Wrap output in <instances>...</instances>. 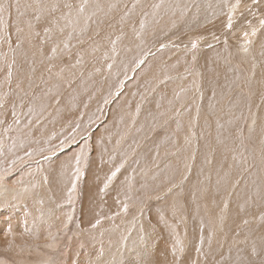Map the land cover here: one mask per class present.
I'll return each instance as SVG.
<instances>
[{
    "label": "rangeland",
    "instance_id": "374dc122",
    "mask_svg": "<svg viewBox=\"0 0 264 264\" xmlns=\"http://www.w3.org/2000/svg\"><path fill=\"white\" fill-rule=\"evenodd\" d=\"M184 1L186 6L182 4ZM200 1L0 0L4 6L0 12L3 21L0 23V264H160L159 261L151 263L159 242L154 229L157 222L149 221V212L157 209L159 213L164 209L162 215L168 213L179 219L177 229L184 232L175 239L183 243L177 245L183 251L179 256L185 264L187 256L192 259L197 252L206 254L191 250L196 247L188 238L192 232L188 229L193 227L191 219L195 214L208 221L199 229L212 232L208 241L217 244L215 247L220 251L251 244L249 237L255 233L260 240L264 238L261 201H264V180L260 188L263 191L254 192L257 196L247 189L252 170L258 169L255 170L260 175L258 178L264 179V47L246 56L260 39L263 38L264 43V25L261 24L264 0H217V4L213 0ZM229 16L231 28L228 27ZM218 48L223 50L224 56L217 57L232 69L224 74L227 82L219 79V86L214 84L219 92L209 96L211 101L207 103L208 72L215 67L209 66L203 57ZM154 52H158V57ZM154 58L159 61L148 63ZM184 60L182 68L177 62ZM202 70L206 73L204 83ZM201 88L205 92L204 101ZM157 94L159 116L154 123L149 119L151 124L146 123L144 114ZM163 105H169L168 109L162 110ZM222 106L225 110L229 107L231 112L222 111L224 115L229 112L228 117L219 112ZM208 108L210 113H215V118L218 115L217 119L206 115L213 124L201 116L202 110ZM160 112L164 113L160 115ZM166 112L173 113L178 121L174 132L176 140H171L169 149L155 142L162 133L171 130V116H166ZM109 117L112 118L110 123ZM219 117L221 121L215 122ZM20 122H25L23 127ZM16 125H19L18 131ZM151 125L154 126L150 128ZM224 127L228 128V133L224 132ZM236 134L238 138L234 140ZM128 137L132 139L129 152L125 153L126 148L116 163L102 159L100 154L93 155L94 141L112 152L124 143L130 146L124 142ZM147 145H156L152 156L150 152L147 155L151 158L138 156ZM81 153L79 167L83 175L77 179L75 158ZM146 158L150 159L148 164ZM108 162L111 172L99 170L101 163L106 166ZM164 167L173 169L167 170L168 179L158 180L156 186L145 183L150 176L158 179ZM112 172L116 175L108 180ZM122 172L121 184L127 189L122 192L128 198L127 204L115 202L116 209L121 207V211L108 217L93 214L92 207H98L97 211L102 208L97 205L101 201L93 195L97 193L102 199L101 189L111 188ZM136 173L143 179L135 189L140 190L143 185L145 189L150 187L148 191L140 190L139 194L130 191L134 190L131 177H136ZM73 179H76V189L69 203L68 189ZM239 193L250 201H244ZM238 196L243 201L236 199ZM254 197L259 199V204H252ZM118 200L117 197L115 201ZM222 200L224 205L220 203ZM235 200L241 203L240 210L234 209L235 214L230 216ZM243 206H247V211ZM108 210L106 207L105 211ZM96 220L101 222L92 228ZM163 222L172 228L169 235L173 241L172 223ZM148 224H152L151 227ZM232 234L235 240L241 236L242 239L236 242L234 236L230 237ZM147 249L151 252L144 253ZM241 254L246 258L241 264L264 262L257 246ZM201 262L199 259L194 264Z\"/></svg>",
    "mask_w": 264,
    "mask_h": 264
},
{
    "label": "bare ground",
    "instance_id": "6f19581e",
    "mask_svg": "<svg viewBox=\"0 0 264 264\" xmlns=\"http://www.w3.org/2000/svg\"><path fill=\"white\" fill-rule=\"evenodd\" d=\"M171 1V0H170ZM176 1H178V0H176ZM189 1V0H188ZM193 1V0H192ZM195 1V0H194ZM43 2V1H42ZM73 2V1H72ZM74 2H76V1H74ZM138 2V1H137ZM200 2H202V0L200 1ZM208 2V1H207ZM210 2V1H209ZM213 2L214 3H216L217 4V0H213ZM174 3H175V1H174ZM173 3V4H174ZM205 3V2H204ZM25 4V3H24ZM42 4V3H41ZM47 4V3H46ZM45 4V5H46ZM52 4V3H51ZM161 4V3H160ZM172 3H171V5H173ZM183 5H185L186 6V1H184L183 3H182ZM233 4V3H232ZM44 5V4H43ZM55 5V4H54ZM134 5H135V3H134ZM133 5V6H134ZM42 6V5H41ZM53 6V5H52ZM57 6H58V3H57ZM60 6V5H59ZM83 6V5H82ZM176 6H178V5H176ZM180 6V5H179ZM198 6V5H197ZM56 7V6H55ZM51 8V7H50ZM64 8V7H63ZM136 8V7H135ZM253 8V7H252ZM261 8V7H260ZM264 8V7H263ZM52 9V8H51ZM132 9V8H131ZM138 9V8H137ZM200 9V8H199ZM202 9V8H201ZM207 9V8H206ZM209 9V8H208ZM48 10V9H47ZM203 10H205V9H203ZM253 10V9H252ZM34 11V10H33ZM78 11V10H77ZM178 11V10H177ZM201 11V10H200ZM212 11V10H211ZM249 11H251V10H249ZM203 12V11H202ZM231 12V11H230ZM192 13V12H191ZM204 13V12H203ZM211 13H213V12H211ZM244 13V12H243ZM248 13V12H247ZM33 14V13H32ZM30 15V14H29ZM177 15V14H176ZM203 15V14H202ZM28 16V15H27ZM31 16V15H30ZM33 16V15H32ZM69 16V15H68ZM248 17H249V15H247ZM34 17V16H33ZM31 18V17H30ZM68 19V18H67ZM82 19V18H81ZM84 19V18H83ZM248 19V18H247ZM49 20V19H48ZM191 20H193V19H191ZM189 21V20H188ZM239 21V20H238ZM249 21V20H248ZM192 22V21H191ZM78 23H79V21H78ZM196 23V22H195ZM197 23H199V21L197 22ZM165 24V23H164ZM30 25V24H29ZM40 25V24H39ZM188 25H189V23H188ZM193 25H194V23H193ZM254 25V24H253ZM34 26V25H33ZM190 26V25H189ZM39 27H41V26H38V28ZM248 27V26H247ZM250 28L252 27V26H249ZM24 28V27H23ZM87 28V27H86ZM227 28V27H226ZM33 29V28H32ZM163 28H161L160 30H162ZM247 29H249V28H247ZM38 31V30H37ZM42 31V30H41ZM159 31V30H158ZM236 31V30H235ZM240 31V30H239ZM249 31V30H248ZM262 31V30H261ZM28 32V31H27ZM26 33V32H25ZM36 33H38V32H36ZM40 33V32H39ZM247 33V32H246ZM263 33V32H262ZM149 34V33H148ZM154 34H156V33H154ZM158 34V33H157ZM27 35V34H26ZM28 36V35H27ZM157 36V35H156ZM197 36V35H196ZM31 37V36H30ZM26 39H27V37H25ZM166 38V37H165ZM191 38V37H190ZM37 39V38H36ZM36 39H34V40H36ZM263 39V38H262ZM262 39H260L259 41H258V45L255 47V49H251V51H250V53L248 52V53H246V56H248V55H250V54H253V52L254 53H258V51H260L261 49H262V47H264V43H263V40ZM28 40V39H27ZM33 40V41H34ZM26 41V40H25ZM30 41H32V39L30 40ZM40 41V40H39ZM39 41H38V43H39ZM27 42V41H26ZM36 41H34L33 43H35ZM257 43V42H256ZM28 44V43H27ZM35 46H37V42H36V45ZM164 48V47H163ZM177 48H179V47H177ZM183 48V47H182ZM215 48V47H214ZM140 49V48H139ZM149 50V49H148ZM147 50V51H148ZM152 50V49H151ZM150 52V51H149ZM153 52V51H152ZM173 52V51H172ZM208 52V51H207ZM155 53V52H154ZM157 53V57H158V52H156ZM155 53V54H156ZM160 53V52H159ZM162 53V52H161ZM163 54V53H162ZM168 54H170V53H168ZM167 54V55H168ZM150 55V54H149ZM160 55V54H159ZM164 55H166V54H164ZM171 55H172V53H171ZM170 55V56H171ZM220 55H223L224 56V54H223V50L221 49V48H218V49H214V50H210L209 51V53H205V58L203 57V59H204V61L205 62H207L208 63V65L209 66H213V67H215V69L213 70V71H211V72H208V77H209V84H208V86H207V88H206V102L208 103V102H210L208 99V97L209 96H211V95H213L214 96V94H216L217 95V92H219V91H217V88L214 86V84H216L217 86H219V84L217 83V81H219V79H221L222 80V82H227L228 81V78H224V74L227 72V71H230L232 68V66L230 67V65L228 64H224V63H222V61L219 59V57H217V56H220ZM33 56V55H32ZM262 56V55H261ZM254 57V56H253ZM174 58V57H173ZM176 58V57H175ZM177 59V58H176ZM224 59V58H223ZM254 59V58H253ZM175 60V59H174ZM227 60V59H226ZM263 61V60H262ZM225 62V61H224ZM171 63V62H170ZM257 63V62H256ZM177 64L180 66V67H182L183 68V66H185V60L184 61H178L177 62ZM168 65V64H167ZM262 65H263V63H262ZM204 70V69H203ZM201 71V74H202V77H203V83H204V75L206 74V73H204V71ZM209 70V69H208ZM263 71H264V68H263ZM206 72V71H205ZM220 72H221V74H220ZM234 72H235V70H234ZM233 72V73H234ZM262 72V71H261ZM236 73V72H235ZM260 74H262V73H260ZM82 75V74H81ZM207 79V78H206ZM202 80H199L201 83H202ZM5 82V81H4ZM206 83H207V81H206ZM29 84V83H28ZM189 85V84H188ZM202 88L204 87L203 86V84H202V86H201ZM201 88V89H202ZM219 88V87H218ZM253 89H254V87H253ZM256 91V90H255ZM190 92V91H189ZM216 92V93H215ZM224 92V91H223ZM252 92H254L253 90H252ZM202 93H204L203 94V97L205 96V92H204V89H202ZM215 95V96H216ZM212 96V97H213ZM226 97V96H225ZM230 97V96H229ZM233 98H231L230 97V100H232ZM203 101L205 100V97L202 99ZM214 100V99H213ZM218 100H221V98H218ZM227 100V99H226ZM229 100V99H228ZM259 100V99H258ZM258 100H256L257 102H258ZM222 101V100H221ZM239 101V100H238ZM244 101V100H243ZM260 101V100H259ZM205 102V103H206ZM214 102H216V101H214ZM214 102L212 103V105H214ZM216 103H218V102H216ZM204 104V103H203ZM220 104V103H219ZM223 104V103H222ZM225 104V103H224ZM226 104H227V102H226ZM225 104V105H226ZM228 105V104H227ZM231 105V104H230ZM233 105V104H232ZM240 105V104H239ZM238 105V103H237V106L238 107H240L241 108V106H239ZM262 105H263V103H262ZM210 107H211V105H209ZM216 106V105H215ZM236 106V105H235ZM244 106V105H243ZM203 107V106H202ZM223 107V106H222ZM234 107V106H233ZM233 107L231 108L230 107V109H233ZM212 108V107H211ZM219 108H221V107H219ZM195 109V108H194ZM205 109H206V105H205ZM223 110H221V111H219V112H222V111H229V112H231L230 110H229V107L227 108V110H225L224 109V107L222 108ZM234 110V109H233ZM239 110V109H238ZM236 113H237V111L236 110H234ZM5 112V111H4ZM206 112V115L207 116H211V118L212 119H217L218 118V115H217V117L215 118V113H210L209 112V108H208V110L206 111V110H202V115L204 114ZM219 112H218V114H219ZM228 112V113H229ZM235 112H234V114H235ZM223 113V112H222ZM222 113H220V114H222ZM227 113V114H228ZM241 113V112H240ZM201 114V113H200ZM225 113H223V116L225 117L226 115H224ZM233 114V113H232ZM230 115V114H229ZM229 115H227V117L229 116ZM5 116V115H4ZM205 117L204 118V120L206 121L207 120V118L208 117ZM221 117H222V115H221ZM221 117H219L220 119H218V120H215V122L216 121H218V122H220L221 121ZM234 117V116H233ZM237 117V116H236ZM236 117H234V118H236ZM238 117H240V116H238ZM223 118V117H222ZM225 119V118H224ZM223 119V120H224ZM238 119V118H237ZM14 120V119H13ZM211 121V119H209L208 118V121ZM220 120V121H219ZM222 120V121H223ZM232 121H233V119H231ZM25 121V120H24ZM209 121V122H210ZM213 121V120H212ZM212 121H211V123H212ZM226 122V121H225ZM25 122H20V124L19 125H22V127L24 126L23 124H24ZM234 123V122H233ZM213 124V123H212ZM216 124V123H215ZM224 124V123H223ZM12 125V124H11ZM18 125V126H19ZM221 125V124H220ZM17 125H16V131H18L17 129L19 128ZM191 126V125H190ZM217 126V125H216ZM226 126H227V124H226ZM192 127V126H191ZM221 127H223V126H221ZM228 127V126H227ZM234 127V126H233ZM20 128H21V126H20ZM186 128V127H185ZM187 128H188V126H187ZM213 128H215L214 126H213ZM217 128V127H216ZM206 129V128H205ZM205 129H204V131H205ZM218 129H220V128H218ZM223 130H224V132L226 133H228V128H223ZM15 131V132H16ZM204 131H202V132H204ZM207 131V130H206ZM220 131V130H219ZM188 132H190V130L188 129ZM208 132H210V131H208ZM211 132H212V130H211ZM221 132V131H220ZM234 132V131H233ZM191 133V132H190ZM19 134V133H18ZM187 134V133H186ZM205 134V133H204ZM211 134V133H210ZM213 134H216V133H213ZM255 134H256V132H255ZM47 135V134H46ZM197 135H199V134H197ZM202 135H203V133H202ZM221 135V134H220ZM223 135V134H222ZM228 135V134H227ZM230 135H232V134H230ZM226 136V135H225ZM17 137V136H16ZM20 137H21V135H20ZM19 137V138H20ZM199 137H200V135H199ZM204 138H205V136H203ZM234 137V140L235 139H237L238 138V135L236 134L235 136H233ZM21 138H23V137H21ZM203 138V139H204ZM209 138V140L211 139L210 137H208ZM213 138V137H212ZM226 138V137H225ZM257 138V137H256ZM186 139V138H185ZM190 139V138H189ZM207 139V138H206ZM206 139H204L205 141H206ZM227 139V138H226ZM226 139H225V141H226ZM201 140H202V138H201ZM203 140V141H204ZM217 140H219V139H217ZM22 141V140H21ZM227 141H229V139H227ZM226 141V142H227ZM95 142V141H94ZM200 142H202V141H200ZM206 142H208V141H206ZM215 143H216V141H214ZM218 143H219V141H217ZM240 142V141H239ZM238 142V143H239ZM15 143V142H14ZM13 143V144H14ZM106 143V142H105ZM209 143V142H208ZM210 143H211V141H210ZM215 143H213L212 142V144L214 145ZM222 143H224V142H222ZM241 143V142H240ZM245 143V142H244ZM250 143V142H249ZM200 144V143H199ZM198 144V145H199ZM231 144V143H230ZM260 144V143H259ZM17 145V144H16ZM15 145V146H16ZM37 145V144H36ZM210 145V144H209ZM208 145V146H209ZM240 145V144H239ZM206 146V145H205ZM207 146V147H208ZM211 146V145H210ZM215 146V145H214ZM217 146V145H216ZM219 146V145H218ZM221 146V145H220ZM232 147H233V145H231ZM243 146V145H242ZM262 146V145H261ZM229 147V146H228ZM235 147V146H234ZM263 147V146H262ZM209 148V147H208ZM207 148V149H208ZM212 148V147H211ZM237 148H239V147H237ZM213 149V148H212ZM216 148H214V150H215ZM220 149H221V147H220ZM224 149V148H223ZM222 149V150H223ZM228 149H230V148H228ZM232 149V148H231ZM235 150H236V148H234ZM251 149H253V148H251ZM264 149V148H263ZM203 150V149H202ZM239 150H241V149H239ZM244 150H246V148H244ZM243 150V151H244ZM208 151H209V149H208ZM226 150H224V151H222V152H225ZM237 151V150H236ZM262 151V150H261ZM207 152V151H206ZM247 152V151H246ZM254 153H255V151H253ZM253 152H252V154H253ZM257 152V151H256ZM4 153H6V151H4ZM212 153V152H211ZM230 153H232V152H230ZM229 153V154H230ZM244 153V152H243ZM242 153V154H243ZM16 154V153H15ZM149 154V152L147 151V150H144V153H140L138 156H143V155H145V156H147ZM216 154V153H215ZM234 154V153H233ZM235 154H237V153H235ZM245 154V153H244ZM247 154H250L249 153V151L247 152ZM7 155V154H6ZM207 155V154H206ZM219 155V154H218ZM217 155V156H218ZM228 155V154H227ZM226 155V156H227ZM151 156H152V154H151ZM225 156V155H224ZM240 156V155H239ZM243 156H245V155H243ZM251 156V155H250ZM262 156V155H261ZM1 157H2V155H1ZM120 157H122V155H115V156H108V157H101L102 159H104V158H106L107 159V161L109 160L110 161V159H112L113 161H112V163L114 162V163H116L117 161H118V159L120 158ZM144 157V156H143ZM147 157H149V158H151L150 156H147ZM155 157V156H154ZM235 157V156H234ZM246 157V156H245ZM245 157H241V158H245ZM8 158V157H7ZM206 158V157H205ZM205 158H203V159H205ZM215 158H219V156L218 157H215ZM230 158H231V156H230ZM240 158V157H239ZM252 158V157H251ZM256 158V157H255ZM2 159V158H1ZM214 159V158H213ZM216 159V160H217ZM229 159V158H228ZM228 159H227V161H228ZM232 159H234V158H232ZM247 159V158H246ZM4 160V159H3ZM142 160V157L140 158V160H139V162ZM146 160V162L148 163V162H150V159H145ZM197 160V159H196ZM215 160V161H216ZM220 160V159H219ZM222 160V159H221ZM235 160H237V159H235ZM2 161V160H1ZM0 161V162H1ZM68 161V160H67ZM214 161V162H215ZM229 161H231L230 159H229ZM247 160H245V162H246ZM4 162H6V161H4ZM3 162V163H4ZM208 162V161H207ZM238 162H239V160H238ZM256 162V161H255ZM57 163V162H56ZM59 163H60V161H59ZM113 163V164H114ZM218 163L219 162H217L216 164L218 165ZM229 163V162H228ZM231 163H232V161H231ZM235 163V162H234ZM240 163H241V161H240ZM243 163V162H242ZM247 163V162H246ZM252 163V162H251ZM52 164V163H51ZM103 164V163H102ZM205 164V163H204ZM212 164H214V163H212ZM211 164V165H212ZM236 164H238L237 162L235 163V166H237ZM248 164V163H247ZM246 164V165H247ZM262 164V163H261ZM264 164V163H263ZM107 165H109V162H108V164ZM227 165V164H226ZM225 165V166H226ZM229 165H231L230 163H229ZM244 165V164H243ZM250 165V164H249ZM256 165H258V164H256ZM60 166V165H59ZM62 166V165H61ZM60 166V167H61ZM241 164L239 165V168H241ZM245 166V165H244ZM217 167V166H216ZM229 167V166H228ZM234 167V166H233ZM247 167V166H246ZM245 167V168H246ZM253 168V167H252ZM254 168H255V165H254ZM257 168V167H256ZM261 168V167H260ZM199 169V168H198ZM218 169V168H217ZM226 169H228V168H226ZM242 169H244V168H242ZM241 169V170H242ZM167 170L168 171H172L173 169L171 168V169H167L166 167H164V168H162V171H161V173H160V175H159V178L157 179V177H155V176H150L151 178H148L147 180L148 181H146L145 183L146 184H152L153 186H156V183H157V181L158 180H160V179H164V180H166V179H168L169 178V176H168V174H167ZM224 170V169H223ZM256 171L258 170V169H255ZM255 170H252L251 171V173H250V176H249V185L247 186V184H246V186H247V189L252 193V194H254V195H258V194H255L257 191H258V193L260 192V188H261V185H262V183L263 182H261V181H263L264 179H262L261 180V178L259 177L258 178V176H260V175H258L257 174V172L255 171ZM261 170V169H260ZM259 170V171H260ZM144 171H145V169H144ZM220 171V170H219ZM224 171H226V170H224ZM229 171V170H228ZM109 172H111V170H109ZM200 172V171H199ZM215 172V171H214ZM213 172V173H214ZM239 172V171H238ZM123 173L124 172H122L119 176H117V178H116V180H115V183H114V185L111 187V188H109V189H106V191H104L103 190V198L101 199V196L100 195H98L97 193H95L94 195H93V197L95 196V199H99L101 202L100 203H98L97 205H99V206H101L102 208H99V210L97 211V208L98 207H95L94 205V207H92V208H94V210L92 211V213L93 214H96V213H98L99 215H101V214H107V215H104V217H108V215L109 214H114V212L116 211V212H119V211H121V207L120 208H118V209H116V205H115V202L117 203V202H125V204H127L126 203V201L128 200V198H127V196H125V194H123V192L121 191V189L123 188V186H122V176H123ZM225 173V172H224ZM226 173L228 174V172L226 171ZM235 173H237V172H235ZM217 174V173H216ZM125 175V174H124ZM136 175V177H131V178H133V180H132V182H131V184H132V186H133V189L134 190H130V191H132V192H135L136 194H139L141 191L140 190H147L148 191V189L150 188H148L147 187V189H145V188H143V185H141L140 186V190H137L138 188H136L135 189V186L136 185H138L137 183L139 182V180L140 179H143V177H141L140 178V175L138 174V173H136L135 174ZM139 175V176H138ZM229 175V174H228ZM227 175V176H228ZM240 175V174H239ZM258 175V176H257ZM55 176V175H54ZM103 176V175H102ZM225 176V175H224ZM236 176V175H235ZM233 177H234V175H233ZM224 178H226V177H224ZM232 178V177H231ZM211 179V181H212V178H210ZM235 179V178H234ZM233 179V180H234ZM235 180H237V179H235ZM243 180V179H242ZM219 181V180H218ZM225 181H226V179H225ZM244 181V180H243ZM242 182V181H241ZM225 183H227V182H225ZM247 183V182H246ZM101 184H104V182H102ZM208 184V183H207ZM151 186V185H150ZM218 186V185H217ZM216 186V187H217ZM263 186V185H262ZM102 187V186H101ZM164 187V186H163ZM219 187H220V185H219ZM219 187H217V188H219ZM240 187H241V185H240ZM154 188V187H153ZM221 188V187H220ZM100 189V188H99ZM240 189V188H239ZM264 189V188H263ZM137 190V191H136ZM151 190H152V188H151ZM217 190V189H216ZM215 190V191H216ZM243 190V189H242ZM248 191V192H249ZM256 191V192H255ZM261 191H263V190H261ZM211 192V191H210ZM212 192H214V191H212ZM218 192H219V190H218ZM242 192V191H241ZM245 192H247L246 191V188H245ZM249 192V193H250ZM255 192V193H254ZM201 193V192H200ZM204 193V192H203ZM221 193V192H220ZM235 193V192H234ZM250 193V196L252 195ZM142 194V193H141ZM207 194H209V193H207ZM211 194V193H210ZM217 194V193H216ZM215 194V195H216ZM240 195H241V193H239ZM239 194H237V195H239ZM242 194H243V192H242ZM246 194V193H245ZM260 194H262V193H260ZM135 195V194H134ZM203 195V194H202ZM204 195H206L205 193H204ZM244 195V194H243ZM243 195H241L242 196V198H245V197H243ZM131 196V195H130ZM212 196V195H211ZM218 196V195H217ZM236 196V195H235ZM241 196H238V198H236V199H240L241 198ZM246 196H248V195H246ZM249 196V197H250ZM255 196V197H256ZM260 196V195H259ZM119 198V200L118 201H115V199L116 198ZM136 197V196H135ZM240 197V198H239ZM254 197V198H255ZM262 197V196H261ZM185 198V197H184ZM187 199H188V197H186ZM185 198V199H186ZM208 198V197H207ZM215 198V197H214ZM220 198V197H219ZM232 198V197H231ZM253 198V197H252ZM122 199H124V200H122ZM186 199V200H187ZM206 199V198H205ZM246 200H244V201H250V200H247L248 199V197L247 198H245ZM261 199H263V198H261ZM6 200V199H5ZM185 200V201H186ZM209 200V199H208ZM211 201H215V200H212V199H210ZM209 200V201H210ZM217 200H218V198H217ZM220 200V199H219ZM241 200V199H240ZM239 200V201H240ZM208 201V202H209ZM236 201V200H235ZM234 201V202H235ZM241 201H243V200H241ZM262 201V204H264V201L263 200H261ZM260 201V202H261ZM188 202H191V201H188ZM187 202V203H188ZM252 202V204L254 203H256L255 205H257V204H259V199L257 198H255V200L253 199V201H251ZM186 203V202H185ZM210 203L211 202H209V206H210ZM213 203H216V202H213ZM213 203H212V205H211V207L213 206ZM217 203H218V201H217ZM221 203V205H224V204H222V203H224L223 202V200L220 202ZM239 203L240 202H238V201H236V203H234V207H233V209L231 210V211H229V215L230 216H232V215H234L235 213H233V210L234 209H236L235 211H238V210H240V209H238L240 206H239ZM250 203V202H249ZM248 203V204H249ZM201 204H202V201H201ZM236 204V205H235ZM241 204V203H240ZM246 204V203H245ZM253 204V205H254ZM188 205H190V203L188 204ZM218 205V204H217ZM247 205V204H246ZM250 205V204H249ZM200 206V205H199ZM239 206V207H238ZM248 206V205H247ZM247 206L245 207V206H243L244 208V210H246L245 208H247ZM106 207H108L109 208V210L108 211H105V209H106ZM193 207H194V204H193ZM214 207V206H213ZM216 207V206H215ZM252 207V206H251ZM250 207V208H251ZM258 208H259V206H257ZM257 207H254V208H257ZM125 208V207H124ZM205 208V207H204ZM241 208H242V206H241ZM261 209H262V207H260ZM259 208V209H260ZM211 209V208H210ZM213 209V208H212ZM215 209V208H214ZM213 209V210H214ZM231 209V208H230ZM242 209V210H243ZM175 210V209H174ZM195 210H196V208H195ZM216 210H220V209H216ZM241 210V211H242ZM244 210L242 211V212H244ZM263 210V209H262ZM150 211H152V210H150ZM163 211H164V209H163ZM162 211V212H163ZM247 211V210H246ZM245 211V212H246ZM261 211V210H260ZM260 211H259V214H260ZM264 211V210H263ZM161 212V213H162ZM203 212V211H202ZM204 212H207V211H205L204 210ZM211 212V211H210ZM262 212V211H261ZM159 213L158 212V209L156 210V212H149V221L151 222V220L152 221H156L157 223H155L154 224V229H155V233H156V239H158V242H159V245H158V247H157V249H155L154 250V253H153V255H154V258H155V260L154 261H152L151 263H156L157 261H159V263L160 264H185V261L182 259V256H179V253L181 252L180 251V246H178L177 245V241L179 240H177V239H175L176 238V236L177 235H181V234H183V232L182 231H180V230H178L177 229V226H178V223H179V219L178 218H176V217H171V216H169V214L168 213H166V215H162V214H164V213ZM211 213H213L214 214V212L212 211ZM91 214V213H90ZM258 214V215H259ZM257 215V216H258ZM179 216H181V215H179ZM229 216V217H230ZM264 215H262V217H263ZM102 217V216H101ZM227 217V216H226ZM201 217H199L197 214H195V215H193V217H192V219H191V223H192V225H193V227L192 228H190V229H188V230H190V231H192V232H190L191 233V235L188 237V238H190V240L192 241V242H194L193 243V245L192 246H194V247H196V250H193L192 248H191V250L192 251H203V252H205L206 254H204V253H201V252H197V254L198 255H196L195 257H193L192 259H189L190 257L189 256H187V258H185L186 259V263L187 264H194V262L196 263L199 259H202V262H201V264H228V263H236V262H238V263H243L244 261H246V258L245 257H243L242 256V252L244 251V252H249V251H251V247L252 246H257L258 248H259V252L260 251H262V258H264V238L263 239H261L260 240V238L258 237L259 235H258V233H255V234H253L252 236H250L249 238L251 239V244H250V242L249 243H247V244H245V245H242V246H239V248L238 249H232V250H230V251H228V250H221L220 251V249L218 250L215 246H217V244H211V243H209V241H208V236H210V235H213L212 234V232L211 231H209V232H207V231H205V230H201V229H199V227H201V226H205V223L206 222H208V221H203V220H201L200 219ZM234 218H235V216H234ZM239 218V217H238ZM256 218H258L259 219V217H256ZM256 218H255V221H256ZM90 219V218H89ZM97 219V218H96ZM151 219V220H150ZM182 219V218H181ZM232 219H233V217H232ZM235 219H237V218H235ZM262 219H264V218H262ZM88 220V219H87ZM93 220V219H92ZM163 220L165 221L166 220V222L168 221V222H170V223H172V226H173V231H174V240L172 241L171 239H170V233H169V231H171V227H168L167 226V223H166V225L164 224V222H163ZM182 220H184V219H182ZM182 220H180V222L182 221ZM206 220V219H205ZM234 220V219H233ZM232 220V221H233ZM240 220V219H239ZM238 220V221H239ZM245 220V219H244ZM91 221V220H90ZM188 220L186 219L184 222L186 223ZM230 221H231V219H230ZM235 221V220H234ZM258 221V220H257ZM263 221V220H262ZM9 222V221H8ZM228 222V220L227 221H225V223H227ZM182 223V222H181ZM180 223V224H181ZM232 223H234L235 224V222H232ZM240 223V222H239ZM239 223H236L237 225L239 224ZM259 224H260V222H258ZM142 224H143V222H142ZM228 224H230V223H228ZM234 224H232V225H234ZM240 224H242V223H240ZM257 224V223H256ZM8 225V224H7ZM90 225V224H89ZM149 225V224H148ZM152 225V224H151ZM151 225H149L150 227H151ZM183 225V224H182ZM214 225V224H213ZM237 225L235 226V227H237ZM264 225V224H263ZM263 225H262V227H263ZM212 226V225H211ZM226 227V226H225ZM225 227H223V228H225ZM231 227V226H230ZM245 227V226H244ZM257 227H258V224H257ZM153 228V227H152ZM184 228V227H183ZM227 228H229V226L227 227ZM209 229V228H208ZM214 228H212V230H213ZM229 229H231V228H229ZM240 229L241 228H239V231H240ZM247 230H248V228H246ZM252 229V228H251ZM253 229H255V228H253ZM242 230V229H241ZM259 230V229H258ZM261 230V229H260ZM234 231H235V229H234ZM249 231H250V229H249ZM253 231V230H252ZM251 231V232H252ZM255 231V230H254ZM253 231V232H254ZM256 231H257V229H256ZM189 232V231H188ZM219 232V231H218ZM229 231H228V229H227V233H228ZM242 232V231H241ZM240 232V233H241ZM243 232H246L245 230L243 231ZM248 232V231H247ZM233 233V232H232ZM237 233H238V229H237ZM171 234H173V233H171ZM223 234V233H222ZM242 234V236H243V233H241ZM248 234V233H247ZM251 234V233H250ZM154 235V234H153ZM217 235V234H216ZM218 235H220V232H219V234ZM235 235H237V234H235ZM246 235V234H245ZM244 235V236H245ZM231 236H234L233 234L232 235H230V237ZM242 236L241 237H236L237 239L238 238H240V239H242ZM219 237V236H218ZM229 237V238H230ZM246 238H247V235L245 236ZM154 238V237H153ZM183 238V237H182ZM226 238H227V240H229L228 239V237H227V235H226ZM234 240H235V236L234 237H232ZM248 238V239H249ZM259 238V239H258ZM18 239V238H17ZM185 239V238H184ZM183 239V240H184ZM236 239V240H237ZM249 239V240H250ZM155 240V239H154ZM214 240V239H213ZM216 240V239H215ZM233 240V241H234ZM235 240V241H236ZM180 241V240H179ZM240 241V240H239ZM184 242V241H183ZM216 242V241H215ZM230 242V241H229ZM237 242V241H236ZM147 243V242H146ZM178 244H180V243H178ZM181 244H183V243H181ZM180 244V245H181ZM225 246V245H224ZM185 247V246H184ZM191 247V246H190ZM221 247H222V245H221ZM231 247V246H230ZM220 248V247H219ZM228 248V247H227ZM232 248V247H231ZM224 249V248H223ZM148 251L149 252H151V249H147V250H145L144 251V253L146 252V253H148ZM187 251H189V249L187 250ZM187 251H186V253H187ZM183 252V251H182ZM181 252V253H182ZM185 252V251H184ZM190 252V251H189ZM187 254H189V253H187ZM194 254V253H193ZM189 257V258H188ZM249 257H251V256H249ZM248 258V257H247ZM181 259H182V261H181ZM256 264H264V262L262 263V262H258V261H256Z\"/></svg>",
    "mask_w": 264,
    "mask_h": 264
},
{
    "label": "crops",
    "instance_id": "0c3cea01",
    "mask_svg": "<svg viewBox=\"0 0 264 264\" xmlns=\"http://www.w3.org/2000/svg\"><path fill=\"white\" fill-rule=\"evenodd\" d=\"M159 61V59L158 58H154V59H150V61L148 62V63H154V62H158ZM170 89V87L168 88V90ZM165 90H167V89H165ZM165 90H163V91H165ZM159 95L157 94V95H155L154 96V98H152L151 99V101H150V104H149V106H148V110H147V112L144 114V120L146 121V123H148L149 121L147 120V119H149V120H152V122L154 123V120H155V118L156 117H158L159 115H157V113H156V106H158L157 104H158V99H157V97H158ZM168 107H169V105H166V106H160V108L162 109V110H167L168 109ZM175 109H173V111H174ZM169 111V110H168ZM162 113H164V112H160V115L162 114ZM173 113H171V114H169L168 112H166V116H171V120H169V121H172V127H171V130L169 131V132H165V133H162L158 138H157V140L155 141V142H160L161 144H162V146L165 148V149H169V147H171V145H170V142H171V140L174 138L175 140H176V135L174 134V132H176V129H177V127H178V121H176L175 120V115H172ZM202 117H206V112L203 114V115H201ZM111 119L112 118H108V120H109V123H110V121H111ZM185 121H186V119H185ZM150 123V122H149ZM151 124V123H150ZM154 125H151L150 126V128L151 127H153ZM109 127H111V124H110V126ZM186 127V126H185ZM181 132V131H180ZM177 138L178 139H181V136H180V134H177ZM131 138L130 137H128V138H126V140L124 141V142H126V143H129V145L130 146H128V145H126L125 143H124V146H122L121 148H115V149H113L112 150V152H109L108 150H106V149H102L99 145H98V143L97 142H93V146H94V150H93V155H95V154H100V157H108V156H115V155H123L124 154V151L126 150V148H128L127 149V151L125 152L126 154L129 152V148L131 147V142H132V139L130 140ZM156 145H157V143H156ZM156 145H154V146H151L150 147V145H147L145 148H147V149H145V150H147L148 152H150V154H152L153 153V148L156 146ZM167 147V148H166ZM116 151H118V153L116 152ZM149 163V162H148ZM147 163V164H148ZM102 164V163H101ZM99 164H96L95 166H98ZM104 164H102L101 166V168L99 169V170H101V171H104V170H106L107 169V172L110 170V167H109V165H106V166H103ZM87 173H89V174H91V172H90V170H88V172ZM88 174V175H89ZM105 173H103L102 175H104ZM121 191H127V189H126V187L124 186L122 189H121Z\"/></svg>",
    "mask_w": 264,
    "mask_h": 264
},
{
    "label": "snow or ice",
    "instance_id": "6c2138e0",
    "mask_svg": "<svg viewBox=\"0 0 264 264\" xmlns=\"http://www.w3.org/2000/svg\"><path fill=\"white\" fill-rule=\"evenodd\" d=\"M158 7V6H157ZM235 7V5L233 6ZM4 6L3 4H0V12H3ZM81 12L84 10L83 6L80 7L79 9ZM37 19H39V17H37ZM0 23H3L2 21V17H0ZM261 24L264 25V20L261 21ZM232 24H231V16H229V23H228V27L231 28ZM45 31H48V29H45ZM254 34V33H253ZM245 35H247V33H245ZM65 47H67V45H65ZM193 47H195V43H193ZM53 51H55V49H53ZM81 154H77L76 156V165L77 167L75 168V176L78 179L81 175H83V173L81 172V169L79 167L80 165V161H81ZM119 171V168L116 169V172ZM116 172H112L111 176L108 177V180H111L112 177H114L116 175ZM105 187H107V184H105ZM76 189V179H73L71 181V187L68 189V202L71 203L72 200V193L75 191ZM104 189H101V191H103ZM127 210V206H125V211ZM68 219H71V215H69ZM100 220H96V222L94 224L91 225L92 228H95L97 225L100 224ZM179 243V242H178Z\"/></svg>",
    "mask_w": 264,
    "mask_h": 264
}]
</instances>
